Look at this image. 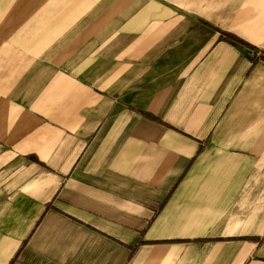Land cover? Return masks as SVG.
<instances>
[{"label": "crops", "instance_id": "0c3cea01", "mask_svg": "<svg viewBox=\"0 0 264 264\" xmlns=\"http://www.w3.org/2000/svg\"><path fill=\"white\" fill-rule=\"evenodd\" d=\"M0 26V264H264V0H0Z\"/></svg>", "mask_w": 264, "mask_h": 264}, {"label": "trees", "instance_id": "16d2710c", "mask_svg": "<svg viewBox=\"0 0 264 264\" xmlns=\"http://www.w3.org/2000/svg\"><path fill=\"white\" fill-rule=\"evenodd\" d=\"M225 39L227 40V42H230V43H238V44H241V45H244V46H247L249 47L251 50H255L253 47H251L250 45H248L247 43L243 42L242 40H240L239 38H237L236 36L234 35H231V34H225L224 35ZM253 62H256L257 60H262L264 61V52H261L259 53L258 57L257 58H250Z\"/></svg>", "mask_w": 264, "mask_h": 264}, {"label": "rangeland", "instance_id": "374dc122", "mask_svg": "<svg viewBox=\"0 0 264 264\" xmlns=\"http://www.w3.org/2000/svg\"><path fill=\"white\" fill-rule=\"evenodd\" d=\"M13 27L11 26L10 28H7L4 31V27L0 26V37H9V35H12L13 31H12Z\"/></svg>", "mask_w": 264, "mask_h": 264}]
</instances>
